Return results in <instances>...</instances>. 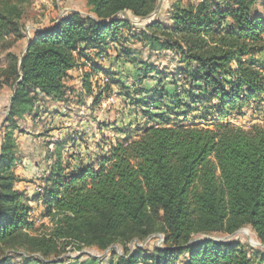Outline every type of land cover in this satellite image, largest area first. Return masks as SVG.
Here are the masks:
<instances>
[{
  "label": "trees",
  "instance_id": "obj_1",
  "mask_svg": "<svg viewBox=\"0 0 264 264\" xmlns=\"http://www.w3.org/2000/svg\"><path fill=\"white\" fill-rule=\"evenodd\" d=\"M158 1L86 0L92 16L71 10L28 36L33 0H0V95L13 89L0 141V264H253L240 242L207 236L248 225L264 243V1L176 0L145 28L107 22L148 17ZM159 54L173 67L152 61ZM80 66V103L90 97L92 110L118 95L138 120H98L86 157L66 149L74 135L48 143L42 198L55 227L33 234L30 199L14 186V130L47 101L67 102ZM253 104L259 122L228 119ZM154 235L162 245H137ZM68 245L108 252L61 255Z\"/></svg>",
  "mask_w": 264,
  "mask_h": 264
},
{
  "label": "rangeland",
  "instance_id": "obj_2",
  "mask_svg": "<svg viewBox=\"0 0 264 264\" xmlns=\"http://www.w3.org/2000/svg\"><path fill=\"white\" fill-rule=\"evenodd\" d=\"M159 1H161V7L157 18H164L168 9L176 0ZM182 1L186 3L187 1L198 2L201 0ZM262 1L264 0H258L259 8L261 7L260 3ZM64 9H66V11ZM71 10L80 11L86 15H92L91 8L88 6L86 0H33V5L30 7L26 18L28 27H30L29 30L37 27L45 28L55 25L61 17L65 16V14ZM126 16L129 17L130 21L137 29L142 28L149 20V16L141 19L130 17L127 14ZM120 17H122V15H120ZM125 33L127 32L125 31ZM24 42V39L20 40L13 46V51L20 53L24 47ZM132 47L140 48L141 46L140 44H135ZM142 52L141 57H147L148 54L146 49H143ZM4 55L5 54L0 51V65H4L6 62ZM159 55L160 56L153 55L152 61L159 63L162 67L170 66L171 57H166L164 54ZM258 57L261 58L264 63V54ZM80 67L85 68L82 66ZM170 67H173V65ZM103 77L104 76L101 75L97 78L101 79ZM67 85L71 87V93L67 98V102L60 103L62 107H66L63 108V115L57 113L56 110L52 108L54 104L51 100L47 101L46 108L51 109V112L47 111V113H42L40 116L31 114L19 120L20 128L14 130L13 134L16 140L14 173L16 177H18L14 186L16 190L25 193L30 199L29 206L31 210L29 212V217L34 223L30 232L33 234L43 235L50 233L53 227H55L52 218L46 216L44 213L42 198L45 185L43 178L50 165L49 159L47 158L48 143L57 139H64L65 137L71 139V136L74 135L78 142L77 146H72L73 144L71 143L66 149L69 150L70 154L76 153L78 156L81 155L86 157L97 151L95 147L96 139L101 136L96 125L98 120L105 123H116L118 121L120 123V121H122L125 123H133L134 125L138 120L135 114L133 115L127 112L130 107L133 108L132 105L130 106L122 102L118 95H112V100L111 98L103 100L102 106L91 110L89 108L91 106L90 97H86L83 100L85 103L79 102L80 97L77 92L81 88L82 83L69 81ZM12 93L13 89L5 86L0 95V141L4 134L3 122L8 114ZM255 107L256 106L253 104L250 109L245 108L241 112H235L230 115L228 119L237 126L248 128L250 125L260 121L259 119L261 116L253 109ZM196 119L200 121L201 117L197 115ZM142 121L141 123L143 124L144 121ZM112 131V129L105 130V134L111 135ZM53 148L52 145L49 147L50 150ZM202 237H205V235L197 236V238ZM207 237L215 240L238 241L248 249L252 255L253 264H264V259H261V257H264V243L259 240L251 226L246 225L233 234L216 233ZM162 243V237L160 235H154L143 242L137 243V245L144 247L150 252L154 246L162 245ZM73 247L72 245H68L65 250L61 249L59 253L70 257H77L82 253H89L101 257L108 252V250L102 251L97 247H84L81 251ZM118 251L121 252V249L118 248ZM19 261H21L19 257L13 260L14 263H18Z\"/></svg>",
  "mask_w": 264,
  "mask_h": 264
},
{
  "label": "water",
  "instance_id": "obj_3",
  "mask_svg": "<svg viewBox=\"0 0 264 264\" xmlns=\"http://www.w3.org/2000/svg\"><path fill=\"white\" fill-rule=\"evenodd\" d=\"M160 7H161V1L158 2V5H157L155 11L149 16V20L147 21V23H145V24L142 26V28L146 27V26L149 25V24L154 23V22L157 20V15H158V13H159V11H160ZM120 15H122V17H120ZM89 16H92V15H89ZM61 18H62V17H61ZM61 18L59 19V21L61 20ZM119 18H126V19H129V17H127L126 14H125L124 12H121V13H119V14L113 16L112 18L108 19L107 22H112V21H115V20H117V19H119ZM27 34H28V36H30L29 31L27 32ZM10 106H11V104H10ZM10 106H9L8 112H9V110H10ZM220 241H223V240H220Z\"/></svg>",
  "mask_w": 264,
  "mask_h": 264
},
{
  "label": "crops",
  "instance_id": "obj_4",
  "mask_svg": "<svg viewBox=\"0 0 264 264\" xmlns=\"http://www.w3.org/2000/svg\"><path fill=\"white\" fill-rule=\"evenodd\" d=\"M66 11V9H64ZM63 10V11H64ZM30 27L27 28V32L29 31L30 33V30H29ZM71 81V82H76V83H79L80 82V72H79V68H74L72 70L69 71V78L67 80V83ZM53 102V107L52 108H59V111L62 113L63 115V107L62 105H60L59 102H55V101H52ZM48 111L51 112V109H48ZM47 113V112H46Z\"/></svg>",
  "mask_w": 264,
  "mask_h": 264
},
{
  "label": "built area",
  "instance_id": "obj_5",
  "mask_svg": "<svg viewBox=\"0 0 264 264\" xmlns=\"http://www.w3.org/2000/svg\"><path fill=\"white\" fill-rule=\"evenodd\" d=\"M85 69H87V67H85ZM83 70H84L83 68H79V72H80V74L83 72ZM110 98H111V100H112V97H110ZM110 98H109V99H110Z\"/></svg>",
  "mask_w": 264,
  "mask_h": 264
}]
</instances>
